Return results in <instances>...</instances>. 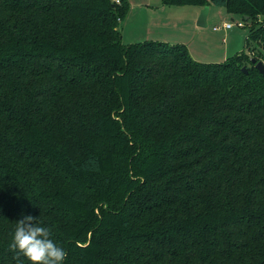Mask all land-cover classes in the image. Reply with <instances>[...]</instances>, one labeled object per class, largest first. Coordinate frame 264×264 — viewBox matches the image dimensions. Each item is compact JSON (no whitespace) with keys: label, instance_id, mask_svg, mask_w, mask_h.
I'll return each instance as SVG.
<instances>
[{"label":"trees","instance_id":"16d2710c","mask_svg":"<svg viewBox=\"0 0 264 264\" xmlns=\"http://www.w3.org/2000/svg\"><path fill=\"white\" fill-rule=\"evenodd\" d=\"M162 3L224 6L245 50L124 43L128 0H0V264H29L21 213L65 264H264V0Z\"/></svg>","mask_w":264,"mask_h":264},{"label":"rangeland","instance_id":"374dc122","mask_svg":"<svg viewBox=\"0 0 264 264\" xmlns=\"http://www.w3.org/2000/svg\"><path fill=\"white\" fill-rule=\"evenodd\" d=\"M128 2L129 11L118 24L124 42L147 39L184 44L195 60L204 63H220L245 50L248 25L240 16L229 13L224 6H209L207 25L202 27L196 24L203 8L198 5H166L162 0ZM225 23L232 27L213 30L214 26L221 28Z\"/></svg>","mask_w":264,"mask_h":264},{"label":"clouds","instance_id":"9594fccd","mask_svg":"<svg viewBox=\"0 0 264 264\" xmlns=\"http://www.w3.org/2000/svg\"><path fill=\"white\" fill-rule=\"evenodd\" d=\"M9 247L23 255L29 264H65L66 261L65 248L52 238L50 228L31 214L21 213Z\"/></svg>","mask_w":264,"mask_h":264},{"label":"water","instance_id":"95a60500","mask_svg":"<svg viewBox=\"0 0 264 264\" xmlns=\"http://www.w3.org/2000/svg\"><path fill=\"white\" fill-rule=\"evenodd\" d=\"M208 11H209V6H208V5L204 6V7L201 9V11H200V13H199V16H198V18H197V21H196V24H197L198 26L205 27V26L207 25V21H206V19H207ZM251 62L255 64L256 69H257V70L262 74V76L264 77V64H263V62H262V61H256L255 58H252V59H251ZM242 70H243L244 72H246V67L243 66V67H242Z\"/></svg>","mask_w":264,"mask_h":264},{"label":"built area","instance_id":"2783aa9c","mask_svg":"<svg viewBox=\"0 0 264 264\" xmlns=\"http://www.w3.org/2000/svg\"><path fill=\"white\" fill-rule=\"evenodd\" d=\"M112 1H114L116 3H119V0H112ZM239 25L241 26L242 24L240 23ZM231 27H232L231 24L225 23L224 25L221 26V28L219 26H214L213 30L214 31H219L220 29H225L226 30V29H230Z\"/></svg>","mask_w":264,"mask_h":264},{"label":"crops","instance_id":"0c3cea01","mask_svg":"<svg viewBox=\"0 0 264 264\" xmlns=\"http://www.w3.org/2000/svg\"><path fill=\"white\" fill-rule=\"evenodd\" d=\"M121 31V30H120ZM121 36H122V33H121ZM122 40H123V37H122ZM133 41V42H132ZM139 41V40H138ZM147 41V39L145 40ZM124 42V41H123ZM135 41L134 40H131V42H124V43H134Z\"/></svg>","mask_w":264,"mask_h":264}]
</instances>
